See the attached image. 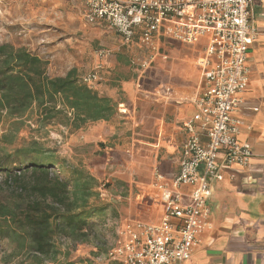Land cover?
Listing matches in <instances>:
<instances>
[{
    "label": "built area",
    "instance_id": "1",
    "mask_svg": "<svg viewBox=\"0 0 264 264\" xmlns=\"http://www.w3.org/2000/svg\"><path fill=\"white\" fill-rule=\"evenodd\" d=\"M83 1L86 20L108 24L125 43L135 40L151 52L164 39L201 47L203 88L194 100L196 113L183 124L178 170L166 182L155 174L154 201L162 216L158 222L128 221L106 252L122 264H184L206 225L211 181H221L234 164L246 166L252 156L250 145L237 137L240 121L233 117L256 35L252 0ZM96 79V71L84 78Z\"/></svg>",
    "mask_w": 264,
    "mask_h": 264
},
{
    "label": "rangeland",
    "instance_id": "2",
    "mask_svg": "<svg viewBox=\"0 0 264 264\" xmlns=\"http://www.w3.org/2000/svg\"><path fill=\"white\" fill-rule=\"evenodd\" d=\"M83 2L0 0V42L25 48L41 57L47 62L50 77H63L72 68L82 77L97 71L96 66L101 63L104 68L99 72L100 79L88 83L91 87L103 80L109 83L112 78L111 65L100 59V50H108L111 56L123 55L129 65L120 72L133 78L140 75L143 91L152 90L173 76L174 64L186 56L196 58V62L198 49L180 42L164 39L156 52L146 50L135 40L125 43L108 24L89 23ZM118 93L121 97V92ZM143 97L139 95V100L143 101ZM116 107V114L110 120L87 122L78 129L65 124L66 117H71L69 111L64 112L66 117L61 113L39 123L35 110L14 132L13 144L6 146L11 150L37 141L42 148L54 150L57 160L66 161L65 170L60 171L58 167L51 170L68 178L71 167L77 166L86 169L100 183V200L110 207L94 219L99 235L97 239L75 244L67 257L69 261L89 259L93 264H122L108 258L106 252L120 239L119 232L125 223L134 219L158 222L161 217V207L154 201L155 187L148 179L153 166L149 164L150 153L145 142L150 133L141 115L121 113L119 109L124 106ZM136 107L139 112L140 108ZM2 125L5 130L8 122ZM25 157L28 159L34 154ZM20 160L23 161L12 157L2 168L15 172L23 168ZM156 170H159L157 166ZM5 174L3 170L0 172V181ZM5 248L0 244V264Z\"/></svg>",
    "mask_w": 264,
    "mask_h": 264
},
{
    "label": "trees",
    "instance_id": "3",
    "mask_svg": "<svg viewBox=\"0 0 264 264\" xmlns=\"http://www.w3.org/2000/svg\"><path fill=\"white\" fill-rule=\"evenodd\" d=\"M46 67L45 60L27 49L0 42V172H6L0 181V244L6 246L1 264H93L67 257L75 244L99 235L94 219L110 206L100 200L98 180L77 166L68 178L51 170H65L66 161L37 141L11 150L6 146L35 110L39 123L61 113L66 117L69 111L65 124L78 129L110 120L117 103L91 87L94 80H84L88 75L78 77L72 68L63 77H50ZM31 153L34 157L26 159ZM12 157L22 158L23 168H2Z\"/></svg>",
    "mask_w": 264,
    "mask_h": 264
},
{
    "label": "crops",
    "instance_id": "4",
    "mask_svg": "<svg viewBox=\"0 0 264 264\" xmlns=\"http://www.w3.org/2000/svg\"><path fill=\"white\" fill-rule=\"evenodd\" d=\"M252 15L256 35L247 54V85L238 93L239 104L233 112L240 121L237 137L250 145L252 156L246 166L234 164L224 171L221 181H211L206 225L184 264H264V0H252ZM193 48L198 49V59L201 47ZM100 59L111 65L112 78L93 88L120 108L124 106L121 113L142 116L150 133L145 142L153 166L149 184L158 182L156 173L169 181L178 170L180 147L186 138L183 124L196 113L194 100L203 88L196 58L186 56L174 64L173 76L148 91L142 90L140 75L133 78L120 72L129 65L123 55L109 53ZM103 68L97 64V75ZM139 95H144L143 101Z\"/></svg>",
    "mask_w": 264,
    "mask_h": 264
}]
</instances>
